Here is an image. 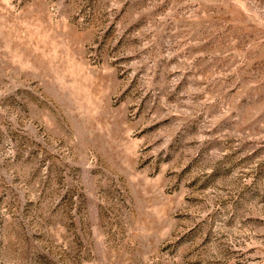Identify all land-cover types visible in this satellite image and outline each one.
<instances>
[{
	"label": "rangeland",
	"instance_id": "374dc122",
	"mask_svg": "<svg viewBox=\"0 0 264 264\" xmlns=\"http://www.w3.org/2000/svg\"><path fill=\"white\" fill-rule=\"evenodd\" d=\"M0 264H264V0H0Z\"/></svg>",
	"mask_w": 264,
	"mask_h": 264
}]
</instances>
